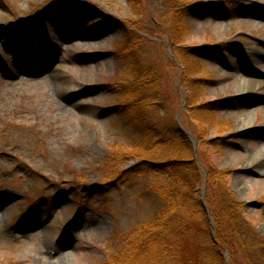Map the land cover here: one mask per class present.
I'll list each match as a JSON object with an SVG mask.
<instances>
[{"label": "rangeland", "instance_id": "rangeland-1", "mask_svg": "<svg viewBox=\"0 0 264 264\" xmlns=\"http://www.w3.org/2000/svg\"><path fill=\"white\" fill-rule=\"evenodd\" d=\"M258 48L264 0H0V264H150L141 228L183 201L158 167L170 159L196 163L210 219L180 206L183 255L215 264L212 240L236 246L222 264H246L240 246L264 240L248 163L264 144L263 75L235 91L264 71L247 62ZM31 63L42 70L23 73ZM234 214L253 233H233Z\"/></svg>", "mask_w": 264, "mask_h": 264}, {"label": "trees", "instance_id": "trees-1", "mask_svg": "<svg viewBox=\"0 0 264 264\" xmlns=\"http://www.w3.org/2000/svg\"><path fill=\"white\" fill-rule=\"evenodd\" d=\"M185 12H188V7L172 11L173 21L179 22V20L184 19ZM176 33L177 29L175 26L174 35ZM141 103L140 100L136 99V101L128 102L127 106L132 114H135V112H139L138 106L141 107ZM140 121V117H134L133 119V123L135 122V131L139 134L142 133V130L138 128V126L140 127L138 124ZM191 163L193 164H191L190 168H185L179 161L170 159L168 161H162L160 163L161 165L158 166L163 170H169L171 177L169 182L170 188L173 194H180L183 201L182 204L177 205L176 209L178 208V211L175 209L170 211L171 209H169V211L167 210L162 213V217L158 222L141 228L134 246L139 247L140 252H145V257L150 264H190L188 255H183V252H185L183 247L192 245L193 236L192 233H190L191 235L186 234L188 232L185 229L186 223H184L186 217L179 211L180 206L187 205L189 199L190 203L195 204L196 213L202 216L207 215V219L210 220L206 208L196 191L201 181L199 168L194 161ZM188 169L194 173L191 179L187 176ZM129 171L131 170H122L120 174L128 173ZM145 171V169H140V173ZM232 217V232L236 235L254 231L249 223L247 224L239 220V217L235 216V214ZM210 243L213 245L209 249L213 251L212 258L215 264H222L220 257L222 250L227 249L230 253L232 252L231 254L235 253L236 246H219L216 241L212 240ZM240 247L244 251L246 264H264V240H258L257 246L247 245Z\"/></svg>", "mask_w": 264, "mask_h": 264}, {"label": "bare ground", "instance_id": "bare-ground-1", "mask_svg": "<svg viewBox=\"0 0 264 264\" xmlns=\"http://www.w3.org/2000/svg\"><path fill=\"white\" fill-rule=\"evenodd\" d=\"M9 48L14 47V46H19L16 43H9L7 45ZM264 58V49L262 48H258L257 51H255L254 53L248 55V59L247 62H252L254 64H257L259 62L258 59ZM246 62V61H245ZM246 62V64H247ZM41 67L36 66L34 63H31L28 65V67L26 69L23 70V73L25 74H36L38 72H40ZM245 71V70H244ZM246 73H248L249 75L251 74V72L246 71ZM262 74L264 77V71L262 72H257L254 75H251L249 78L246 79V81L240 85H238V87L236 88L235 92H240L241 96L244 95L245 93H247L250 89V86L252 85V83H254L256 80H258L257 77H259V74ZM20 76V74H19ZM54 83V82H53ZM55 84V83H54ZM264 102V101H263ZM64 110V109H63ZM253 121V118L251 116H246L243 117L241 119V126L245 127L248 126L249 124H251ZM263 149H261L259 152L251 155L248 159V163H250L249 165H256L258 167V173L259 176H261L264 179V144L262 145ZM263 164V165H262ZM261 166V167H260ZM263 166V167H262ZM232 168L231 165H226L224 168H221V170H230ZM73 260V255L71 252H65L63 253L61 256H59L56 260V264H66L69 261Z\"/></svg>", "mask_w": 264, "mask_h": 264}, {"label": "water", "instance_id": "water-1", "mask_svg": "<svg viewBox=\"0 0 264 264\" xmlns=\"http://www.w3.org/2000/svg\"><path fill=\"white\" fill-rule=\"evenodd\" d=\"M207 213H208V210L206 209Z\"/></svg>", "mask_w": 264, "mask_h": 264}]
</instances>
